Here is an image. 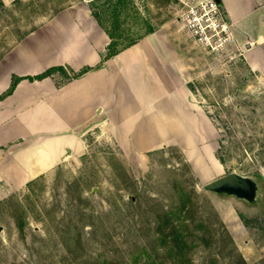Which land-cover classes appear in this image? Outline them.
<instances>
[{"label": "rangeland", "instance_id": "1", "mask_svg": "<svg viewBox=\"0 0 264 264\" xmlns=\"http://www.w3.org/2000/svg\"><path fill=\"white\" fill-rule=\"evenodd\" d=\"M79 1L1 4L0 58ZM134 4L126 26L135 37L144 19L183 26L178 0ZM182 34L171 102L115 86L114 105L129 107L113 119L121 131L78 136L73 156L0 202V264H264V71ZM8 72L0 67V77ZM54 75L63 83L74 72ZM165 104L189 135L155 127L169 116ZM234 171L256 182L253 199L205 188Z\"/></svg>", "mask_w": 264, "mask_h": 264}, {"label": "crops", "instance_id": "2", "mask_svg": "<svg viewBox=\"0 0 264 264\" xmlns=\"http://www.w3.org/2000/svg\"><path fill=\"white\" fill-rule=\"evenodd\" d=\"M11 1L0 0V5ZM93 1L80 0L53 14L0 58V67L9 69L0 77V96L10 88L14 75L36 76L54 66L76 72L93 67L63 83L54 74L24 78L0 99V202L73 156L78 136L121 131L113 119L129 107L114 105L115 86L131 85L144 100L157 97L168 103L167 89L182 84L183 26L174 29L171 23L163 24L103 62L110 38L94 14ZM217 1L232 24V57L263 72L264 0Z\"/></svg>", "mask_w": 264, "mask_h": 264}, {"label": "trees", "instance_id": "3", "mask_svg": "<svg viewBox=\"0 0 264 264\" xmlns=\"http://www.w3.org/2000/svg\"><path fill=\"white\" fill-rule=\"evenodd\" d=\"M92 7L95 10H98L96 18L110 38L107 51L102 56L103 62L114 55H117L126 48L138 43L146 35L153 33L156 30L155 26H153L149 20L144 19L143 25L146 28V33L137 37L131 34L130 28L127 27L126 24L129 14L136 11L134 0H95L92 2ZM105 14H108V18L105 17ZM91 69H93V67L86 66L78 72L72 70L74 75L72 77H68L67 81L79 78ZM56 72H65L64 66L51 67L36 76L14 75L10 88L2 96H0V99L11 94L17 83L24 78H28L30 80L43 79L45 77L52 76Z\"/></svg>", "mask_w": 264, "mask_h": 264}, {"label": "built area", "instance_id": "4", "mask_svg": "<svg viewBox=\"0 0 264 264\" xmlns=\"http://www.w3.org/2000/svg\"><path fill=\"white\" fill-rule=\"evenodd\" d=\"M181 20L195 42L214 53L229 50L233 40L232 24L217 0L183 2Z\"/></svg>", "mask_w": 264, "mask_h": 264}, {"label": "water", "instance_id": "5", "mask_svg": "<svg viewBox=\"0 0 264 264\" xmlns=\"http://www.w3.org/2000/svg\"><path fill=\"white\" fill-rule=\"evenodd\" d=\"M94 14L97 15L98 11L94 10ZM205 188L214 192H224L253 199L256 195L257 184L252 178L234 171L208 183Z\"/></svg>", "mask_w": 264, "mask_h": 264}, {"label": "bare ground", "instance_id": "6", "mask_svg": "<svg viewBox=\"0 0 264 264\" xmlns=\"http://www.w3.org/2000/svg\"><path fill=\"white\" fill-rule=\"evenodd\" d=\"M164 107V106H163ZM165 108L168 110L169 112V116L168 118H165L167 120H163V122L161 123V121L159 120L158 122H156L155 127L161 131H163L164 133H179V134H185V135H189L190 133L187 131V129H185L182 120L177 119V117L171 113L172 109H169L167 107V105L165 104ZM173 112V111H172ZM160 132V131H159ZM163 134V133H162ZM160 135V134H159ZM176 135V134H175ZM184 135V137H185ZM181 136V135H180Z\"/></svg>", "mask_w": 264, "mask_h": 264}]
</instances>
